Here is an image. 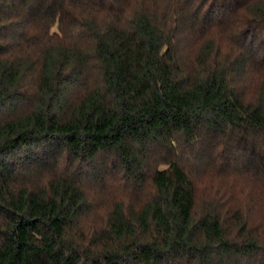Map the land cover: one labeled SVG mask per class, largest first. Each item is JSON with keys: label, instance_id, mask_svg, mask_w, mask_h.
<instances>
[{"label": "trees", "instance_id": "16d2710c", "mask_svg": "<svg viewBox=\"0 0 264 264\" xmlns=\"http://www.w3.org/2000/svg\"><path fill=\"white\" fill-rule=\"evenodd\" d=\"M172 2L0 0V264H257L264 231L241 208L198 210L177 153L220 134L244 148L259 137L246 150L264 152V81L255 97L240 89L264 71V0H177L183 20ZM237 8L250 19L231 25L236 48L218 60L211 16L236 23ZM182 32L200 43L189 65ZM57 155L71 168L55 170ZM106 180L133 190L111 192L89 233Z\"/></svg>", "mask_w": 264, "mask_h": 264}, {"label": "rangeland", "instance_id": "374dc122", "mask_svg": "<svg viewBox=\"0 0 264 264\" xmlns=\"http://www.w3.org/2000/svg\"><path fill=\"white\" fill-rule=\"evenodd\" d=\"M177 4V0H173L172 5L177 6V9L179 11L181 10V13L176 12L172 15L178 17L180 16V20H183L187 16L189 9L181 8V6ZM206 10L207 7L202 8L200 14H204ZM241 13L242 11L239 12L237 8L235 13V19L237 17L236 23H233L235 20H231L230 22L227 17L218 18V11L215 14H212L211 18L214 20L212 23V25H214L212 30L214 33L210 32L206 37L213 36L217 39L216 46L219 48H217L214 58L223 60L229 56L228 54L232 48H236V46L232 43L230 35L227 33L231 25L232 28H239L238 21H241L243 29L247 26V20L250 18L240 15ZM228 16L231 18V14H228ZM229 24L230 26L228 27ZM26 30L27 29L25 28L23 31L18 33V41H20L23 36L27 35L28 31ZM53 31H58L57 24L52 29V32ZM182 35L183 37L181 38H183V40L180 44L182 49V58L187 62V65H189L192 58L198 53L200 43L194 41L195 37L191 35L185 34L184 32H182ZM256 68L255 64V66L249 70L245 79L240 83V89H245L249 97H255L258 95L260 86L264 81V71L258 72L255 70ZM93 77L94 79L96 78L95 67L92 74H90V83ZM25 87L29 90L32 87L31 76L28 77ZM235 137V134H220L218 137H214L209 140V145L206 147L205 144L207 142L200 139L194 147L188 145L185 148L180 149L177 153V157L180 158V161L184 165L185 169L189 171L194 180L198 210H202L209 204L216 205L218 208L224 210L233 207L241 208L246 214V217L251 220V222L259 225V229L261 231H264V174H262L259 182L256 178L251 177L248 172L261 171L264 173V152H261L260 154L259 151L253 152L246 150L247 147L252 148L253 143L256 146L261 145L259 144L261 140L259 137L257 139L254 138L256 140H252V137H249V142L244 148L240 145L239 140L236 141ZM200 144L205 147L201 152L199 151V149H202ZM210 152L211 155L209 156L208 153ZM48 155V152L45 154L41 152L37 155L36 159L38 162L35 163V166L38 171L49 170V167H44L45 164L43 161L49 159ZM52 158L54 157L51 156L50 159L52 160ZM57 158L60 159V161L59 165L57 164L59 167H56L55 170H67L71 168L68 167L70 161H65L63 157L58 155ZM47 162L51 163L49 160ZM111 164L112 163L109 165L107 164L108 166L106 168L101 165L102 171L107 170L113 175L112 178H115L121 173L118 171V167H116L118 169L112 168ZM28 169L32 168L24 167V171H27ZM106 184L112 191H109L108 188L105 189V198L103 197L104 199L100 203H96L94 206L95 208L87 213L85 219H83L82 225H80L82 229H86L89 233L90 231L93 232L96 228L99 229L105 223L108 211L111 208V192L123 195L133 190H130V187L126 188L121 180H106ZM94 186V181L87 182L86 184L90 198L93 196V192H95V190L99 193V190ZM258 258L264 259L263 252L262 254H259L256 261L253 262L257 264H264L263 261L258 262Z\"/></svg>", "mask_w": 264, "mask_h": 264}]
</instances>
